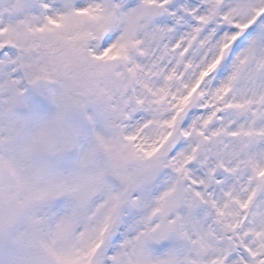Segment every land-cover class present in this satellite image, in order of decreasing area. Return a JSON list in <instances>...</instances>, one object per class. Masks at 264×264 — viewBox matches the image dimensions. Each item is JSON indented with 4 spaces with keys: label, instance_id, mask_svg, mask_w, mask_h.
Masks as SVG:
<instances>
[{
    "label": "snow or ice",
    "instance_id": "snow-or-ice-1",
    "mask_svg": "<svg viewBox=\"0 0 264 264\" xmlns=\"http://www.w3.org/2000/svg\"><path fill=\"white\" fill-rule=\"evenodd\" d=\"M0 264H264V0H0Z\"/></svg>",
    "mask_w": 264,
    "mask_h": 264
}]
</instances>
